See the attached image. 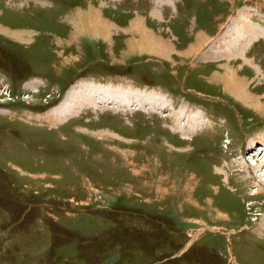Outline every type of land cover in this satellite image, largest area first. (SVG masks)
Returning <instances> with one entry per match:
<instances>
[{
    "label": "rangeland",
    "instance_id": "1",
    "mask_svg": "<svg viewBox=\"0 0 264 264\" xmlns=\"http://www.w3.org/2000/svg\"><path fill=\"white\" fill-rule=\"evenodd\" d=\"M219 2L66 0L49 8L54 1L0 0V68L9 75L0 103L15 117L30 119L19 109L41 110L77 78L118 83L71 85L45 115L59 126L52 133L0 113L1 128L47 150H0V264H264V148L253 158L264 145V62L231 58L264 29L239 11L250 0ZM82 12L101 16L106 34L85 32ZM225 23L215 51L227 58L200 59ZM142 31L169 51L144 50ZM200 35L210 41L193 48ZM33 72L55 86L24 84ZM225 78L241 80L250 98L234 97ZM158 91L168 99L162 106ZM80 108L86 118L66 124ZM192 112L201 114L199 130L188 125ZM177 113L187 117L178 123Z\"/></svg>",
    "mask_w": 264,
    "mask_h": 264
},
{
    "label": "bare ground",
    "instance_id": "2",
    "mask_svg": "<svg viewBox=\"0 0 264 264\" xmlns=\"http://www.w3.org/2000/svg\"><path fill=\"white\" fill-rule=\"evenodd\" d=\"M57 7V6H56ZM50 8V7H49ZM34 9V8H33ZM32 9V10H33ZM53 11H55V10H53ZM49 12V11H48ZM45 13V12H44ZM50 13H52V12H50ZM46 14V13H45ZM78 16H79V19H80V22L82 23V25H83V27H84V31L85 32H88V33H92V31L93 30H96L97 31V35L98 34H100V35H105L106 34V29H107V27H105V22L100 18L101 16H99V15H96V14H94V13H92V12H82V13H80V14H78ZM220 18V17H219ZM239 22V21H238ZM237 25H239V24H237ZM133 26L134 27H143L142 26V23H140V22H136V23H134L133 24ZM230 26H231V24L228 26V28L226 29V31H225V33H224V35L226 34V32L228 31V29L230 28ZM251 27V25L249 24V28ZM133 28V27H132ZM252 28V27H251ZM138 30V29H137ZM246 30V29H245ZM247 30H250V29H247ZM246 30V31H247ZM253 30V29H252ZM222 31V30H221ZM220 31V32H221ZM251 31V30H250ZM220 32H218V33H220ZM245 32V31H244ZM252 32V31H251ZM251 32H250V34H251ZM237 33H238V31H237ZM252 33H255V32H252ZM95 34V33H94ZM140 34V33H139ZM141 34H142V38H141V41L138 43L141 47H143V49L145 50V48H148V49H150V50H152V52H154L155 53V51L157 52V53H159L160 51H162V52H164V51H169L168 50V48H167V44H165L161 39H158V38H156L155 36H153L152 34H151V32L150 31H142L141 32ZM209 34V33H208ZM239 34V33H238ZM223 35V36H224ZM239 35H241V34H239ZM15 37H18L19 38V35H17V34H15L14 35ZM22 36V35H21ZM201 36V39H199V40H196L195 41V43H194V45L192 46L193 48L194 47H197V46H199V49L202 47V46H205L210 40H209V38H208V35L206 36V37H204L203 35H200ZM222 36V37H223ZM247 36V35H246ZM221 37V38H222ZM239 37V36H238ZM240 38V37H239ZM248 38V37H247ZM223 42V41H222ZM221 42V43H222ZM219 44V43H218ZM137 45V44H136ZM199 49H197L196 51H195V53L196 52H198L199 51ZM134 50V49H133ZM132 50V51H133ZM146 51H148V50H146ZM192 51V50H191ZM166 53V52H165ZM194 53V54H195ZM159 55V54H158ZM251 67H253V68H256V67H254V66H256L254 63H251V65H250ZM260 70V69H259ZM260 72H261V70H260ZM237 80L239 81V82H241L242 83V85H245L246 86V84H244L241 80H239L238 78H237ZM237 80H234V78H228V79H224V81L222 80V82H223V84H224V86L228 89V92H230L231 94H233V95H235L234 97H237L238 99L240 98L241 100H242V102H245V100H248L249 98H247V99H244V97H242L243 96V94H242V91H241V89H240V86H239V83L237 82ZM237 82V83H236ZM88 83H90V82H88ZM93 83H95V84H99V83H97V82H93ZM76 84H78V83H76ZM75 84V85H76ZM74 85V86H75ZM99 85H103V86H109V85H113V86H118V84H113V83H104V84H99ZM241 85V86H242ZM74 86H72V87H74ZM71 87V88H72ZM132 88V87H131ZM76 90V89H75ZM101 90V89H100ZM135 90H137V91H139L140 93H142V92H144V93H149V92H151V91H149V90H145V89H138V88H135ZM103 91V90H102ZM79 93V92H78ZM81 94V93H80ZM113 94V93H112ZM129 95H131V94H129ZM72 96V95H71ZM111 96H113V95H111ZM250 96V95H249ZM132 97V96H131ZM137 98V97H136ZM154 101H155V104H160L161 105V103H163V104H165V102H166V100H165V98H163L162 96H160L159 94H157V93H155V96H154ZM113 99V98H112ZM253 99V98H252ZM254 100V99H253ZM134 101V100H133ZM132 101V102H133ZM137 101V100H136ZM128 103H126V105H127ZM117 105V104H116ZM119 105V104H118ZM125 105V106H126ZM129 105V104H128ZM158 106V105H157ZM162 106V105H161ZM257 106V105H256ZM117 108V107H116ZM119 109V108H118ZM258 109H260V108H258ZM263 109V108H262ZM182 111V110H181ZM184 111H186V112H189V111H187L186 109H184ZM4 112V111H3ZM2 114V113H1ZM155 114H157V113H155ZM201 116V114L199 113V112H192L191 113V115H189V117H187V115H182L183 117H178V116H180V114H178L177 113V115L175 116V121L176 122H181L180 120H182V119H184V116L185 117H187L190 121H189V123H188V125L192 128V127H194V129L195 130H197L198 128H200V125H204V123H203V121L201 120V119H199V117ZM162 118H165V117H162ZM166 119V118H165ZM183 122V121H182ZM186 122H188V121H186ZM169 123V122H168ZM189 126H184V127H189ZM183 127V128H184ZM169 128L171 129V126H169ZM177 128V127H176ZM181 131H180V133H183L184 134V129H182V128H179ZM190 129V128H189ZM172 130V129H171ZM199 130V129H198ZM188 134L187 135H190V133L192 134V132L191 131H189V130H187L186 131ZM194 132V131H193ZM179 134V133H178ZM180 135V134H179ZM256 145V144H255ZM253 147V146H252ZM250 148V147H249ZM262 148H264V145H260V146H258V147H256L255 148V153H253V158H256L257 160L258 159H260L261 158V154H262V152H259L260 150H262ZM252 149V148H251ZM262 151H264V149L262 150ZM254 152V151H253ZM264 158V156H262V159ZM253 160H255V159H253ZM262 163H264V161L262 162ZM251 165L253 166V170L254 171H256V170H261V168H260V166H261V163L260 162H257L256 164H252L251 163ZM249 168V167H248ZM263 183H264V179H263ZM230 185V184H229ZM264 217V216H263Z\"/></svg>",
    "mask_w": 264,
    "mask_h": 264
},
{
    "label": "flooded vegetation",
    "instance_id": "3",
    "mask_svg": "<svg viewBox=\"0 0 264 264\" xmlns=\"http://www.w3.org/2000/svg\"><path fill=\"white\" fill-rule=\"evenodd\" d=\"M2 69H4V68L1 67L0 70L8 77L9 76L8 72H6V71H4ZM0 122H2V121H0ZM1 126L2 125L0 124V149H8L7 148V142H6V140L8 138L6 136L7 128L4 129V128H1ZM31 128H33V127H31ZM34 129H36V128H34Z\"/></svg>",
    "mask_w": 264,
    "mask_h": 264
}]
</instances>
